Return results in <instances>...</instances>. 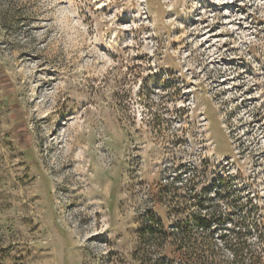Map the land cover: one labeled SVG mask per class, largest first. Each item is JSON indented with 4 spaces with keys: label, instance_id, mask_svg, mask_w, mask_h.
Here are the masks:
<instances>
[{
    "label": "rangeland",
    "instance_id": "obj_1",
    "mask_svg": "<svg viewBox=\"0 0 264 264\" xmlns=\"http://www.w3.org/2000/svg\"><path fill=\"white\" fill-rule=\"evenodd\" d=\"M192 187L264 219V0H0V264H162Z\"/></svg>",
    "mask_w": 264,
    "mask_h": 264
},
{
    "label": "trees",
    "instance_id": "obj_2",
    "mask_svg": "<svg viewBox=\"0 0 264 264\" xmlns=\"http://www.w3.org/2000/svg\"><path fill=\"white\" fill-rule=\"evenodd\" d=\"M193 187L190 192L194 193ZM208 194L204 187L195 192L193 203L200 210L190 218L184 217L188 206L179 203L185 209L177 212L181 216L177 228L168 229L149 219L140 233L142 243L164 256L162 264L173 262L165 254L170 246L192 264H264V219H254L247 207L243 211L245 203L231 196L218 194L215 201L202 203L203 195Z\"/></svg>",
    "mask_w": 264,
    "mask_h": 264
}]
</instances>
